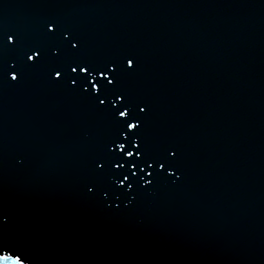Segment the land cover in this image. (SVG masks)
<instances>
[{
  "label": "water",
  "instance_id": "water-1",
  "mask_svg": "<svg viewBox=\"0 0 264 264\" xmlns=\"http://www.w3.org/2000/svg\"><path fill=\"white\" fill-rule=\"evenodd\" d=\"M52 20L93 66L122 62L144 144L177 150L179 170L104 196L94 161L123 126L68 82L9 74L5 240L33 264H264V0H0V32L31 40Z\"/></svg>",
  "mask_w": 264,
  "mask_h": 264
},
{
  "label": "snow or ice",
  "instance_id": "snow-or-ice-1",
  "mask_svg": "<svg viewBox=\"0 0 264 264\" xmlns=\"http://www.w3.org/2000/svg\"><path fill=\"white\" fill-rule=\"evenodd\" d=\"M78 45L77 37L55 20L46 22L40 34L31 40L16 32H0V79L6 80L10 74L11 81H18L26 71L39 70L52 82H68L74 86L73 91L104 105L116 124L123 126L119 130L122 136L111 139L104 146L103 156L94 161L96 177L107 185L104 196L151 185L153 181L146 177H151L153 171L169 177L175 175L173 169L179 170L178 151L166 148L154 153L141 138L143 122L139 113H144L145 107L118 87L122 62L110 60L102 68L95 67L82 57ZM123 62L127 69L134 68L132 58L125 56ZM133 136L135 140L131 139ZM94 186L85 185L89 192ZM7 220L0 213V264H33L27 245L5 240Z\"/></svg>",
  "mask_w": 264,
  "mask_h": 264
}]
</instances>
